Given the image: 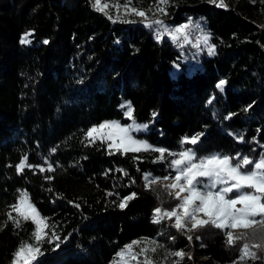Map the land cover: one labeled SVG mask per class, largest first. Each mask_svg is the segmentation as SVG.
Wrapping results in <instances>:
<instances>
[{"label":"trees","instance_id":"1","mask_svg":"<svg viewBox=\"0 0 264 264\" xmlns=\"http://www.w3.org/2000/svg\"><path fill=\"white\" fill-rule=\"evenodd\" d=\"M207 1L171 0L168 14H158L169 28L191 18L215 49L207 57L187 48L180 57L172 41L166 35L158 41L142 18L128 15L123 18L137 22L113 23L93 8L94 0H0V264H10L33 230L31 222L17 229L7 220L20 191L62 239L67 237L55 252L54 245L45 244L37 264H110L124 245L142 238L169 251L184 250L182 264H231L239 255L241 242L227 246L224 233L212 226L189 233L201 237L189 244L170 222L152 223L162 201L164 208L176 203L159 185L144 187L145 173L171 171L166 162L153 163L158 153L109 155L106 143L89 144L84 137L104 121L126 122L121 104L130 102L135 122H149L142 137L153 146L178 152L183 137L203 133L197 145L183 147L200 156L259 158L264 151L259 146L264 144V0H224L225 8ZM133 5L155 11L154 0H133ZM109 11L115 18L116 9ZM26 33L31 42L21 44ZM188 57L199 61L190 74ZM173 65L179 68L174 78ZM222 79L223 91L216 87ZM230 113L235 115L225 119ZM240 134L242 143L235 138ZM24 157L33 167L18 174L15 165ZM49 165L54 171H47ZM133 192L136 198L122 210L120 200ZM165 255L158 249L155 258ZM174 259L167 256L168 264Z\"/></svg>","mask_w":264,"mask_h":264},{"label":"snow or ice","instance_id":"2","mask_svg":"<svg viewBox=\"0 0 264 264\" xmlns=\"http://www.w3.org/2000/svg\"><path fill=\"white\" fill-rule=\"evenodd\" d=\"M210 2L217 7H227L224 0H210ZM170 3L171 0H154L155 11L150 7L148 12H152V16L167 15L166 9ZM93 8L107 15L113 23L117 21L136 23L135 20L123 18L134 15L142 18L141 22L145 27L158 26L156 34L158 41L167 35L174 43H179L181 48L192 42L190 36L194 25L191 18L187 23L169 28L161 19H150L148 12L133 5V0H123L122 4L119 0L114 3L108 0H104L103 3L102 0H94ZM110 8L116 9L115 18L109 11ZM121 8H123V15H121ZM31 35V33H26L21 37L20 43H30L28 37ZM208 41V34H202L196 37L193 47L199 48L202 42L208 46L209 55H213L215 49L208 44ZM44 43L47 44L48 41L45 40ZM225 84L226 81L222 79L216 87L223 91ZM211 102L209 100V103ZM121 107L126 108L124 115L133 121L132 124L123 125L116 120L104 121L88 128L84 137L89 144H95L97 141L101 144L106 143L109 155L117 152L124 155L150 151L159 154L153 163L166 162L168 164L171 170L169 174L153 176L151 173H145L143 177L146 190H151L153 185H159L161 192L176 201L174 206L169 208L163 207V201L154 208L152 223L170 222L169 226L185 235L189 244L194 239H201L200 236L194 237L189 233L212 226L224 233L227 246L234 247L241 242L239 255L231 264H248V261L264 260V257L259 255L264 252V151L259 153L258 159L240 153L233 156L215 152L200 156L194 148L183 147L186 144L195 146L200 142L203 133H196L183 137L181 150L172 152L164 147L153 146L145 140L135 138L133 133L147 130L148 125H139L135 122L134 110L130 102ZM244 111H248V108ZM155 115L156 113H153V117ZM233 115L235 114L230 113L225 119H231ZM229 135L235 134L230 132ZM235 138L238 142H244L243 134ZM259 146L264 148V144ZM52 151L55 152L56 149ZM133 159H138V157L134 156ZM15 167L19 174L25 167L33 166L28 164L27 157H24ZM41 171L44 169L41 168ZM47 171H54V168L49 165ZM118 171L127 175L123 169H118ZM47 179L50 180L51 177ZM48 191L52 190L48 189ZM136 195L133 192L123 197L118 206L123 210L129 201L136 198ZM157 198L160 199V196L158 195ZM6 215L14 228H22L27 222L33 225L30 238L20 242L12 253L10 264H37L39 258L45 255V244L54 245L51 250L55 252L67 240V237L61 238L55 225L49 222L48 217L40 213L25 191H20ZM2 230L3 227H0V231ZM158 249H163L166 253L161 260L155 258ZM169 255L177 258L172 261V264H182L186 253L184 250L169 251L155 239L142 238L124 245L115 253L111 264H168L167 256ZM188 258L192 259V256L189 255Z\"/></svg>","mask_w":264,"mask_h":264},{"label":"rangeland","instance_id":"3","mask_svg":"<svg viewBox=\"0 0 264 264\" xmlns=\"http://www.w3.org/2000/svg\"><path fill=\"white\" fill-rule=\"evenodd\" d=\"M103 3V2H102ZM160 19L159 17H158V15L157 16H152V17H150V19ZM164 24H165V22H164ZM184 24V23H183ZM166 25V24H165ZM167 26V25H166ZM179 26V25H178ZM153 28H154V30L157 32V29H158V26H156V25H153ZM201 33H200V35H202V34H207L206 32H204V31H200ZM166 38L167 39H170L167 35H166ZM171 40V39H170ZM172 41V40H171ZM208 44L209 45H211L210 43H209V41H208ZM212 46V45H211ZM188 51H189V53L191 54V53H194L195 54V56H199L201 53H203L204 55H206L207 57H209L210 55H209V53H208V46L207 45H205V44H203L202 42H201V44H200V46H199V48H189L188 49ZM184 61L187 63V61H189V63H190V65L187 67V73L188 74H190L193 70H194V68L196 67V66H198L199 65V61H198V59L196 60V59H194L193 57H188V59H184ZM179 71V68L176 66V65H173L172 67H171V70H170V76L171 77H175V74L177 73ZM127 102H125V103H122L121 105H124V104H126ZM125 111H126V108H124L123 109V111H122V113H123V118H124V120H126V122H124V123H121V124H123V125H127V124H132L133 123V121L132 120H129V119H127V117L124 115V113H125ZM137 124H139V125H144V124H147L148 125V128H147V130H141V131H136V132H134L133 133V135H134V137L135 138H137V139H140V140H145V141H147L145 138H143L142 136L143 135H145V134H147L148 132H149V122H144V123H138V122H136ZM148 142V141H147ZM107 145V144H106ZM140 259H143V257H140ZM111 264V263H110ZM248 264H254V262L253 261H248Z\"/></svg>","mask_w":264,"mask_h":264},{"label":"built area","instance_id":"4","mask_svg":"<svg viewBox=\"0 0 264 264\" xmlns=\"http://www.w3.org/2000/svg\"><path fill=\"white\" fill-rule=\"evenodd\" d=\"M207 2L211 4L210 0H208ZM216 8H225V7H217L216 6ZM196 25H198V24H194V27H193L192 32H191V36H190V40L192 41L191 43L185 44L181 48L179 46V43H174L173 41L171 42L172 48L180 55V57L184 56L185 51L187 50V48H195V47H193V44L196 42V37L200 36V33H201L200 32L201 31L200 26L198 25V27H195ZM154 34L156 36L157 32L155 31Z\"/></svg>","mask_w":264,"mask_h":264}]
</instances>
